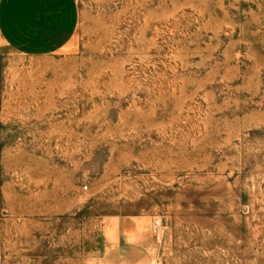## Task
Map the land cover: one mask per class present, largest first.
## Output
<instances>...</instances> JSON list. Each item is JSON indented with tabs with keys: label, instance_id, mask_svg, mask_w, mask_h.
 Here are the masks:
<instances>
[{
	"label": "rangeland",
	"instance_id": "rangeland-1",
	"mask_svg": "<svg viewBox=\"0 0 264 264\" xmlns=\"http://www.w3.org/2000/svg\"><path fill=\"white\" fill-rule=\"evenodd\" d=\"M76 1L0 41V264H264V0Z\"/></svg>",
	"mask_w": 264,
	"mask_h": 264
},
{
	"label": "crops",
	"instance_id": "crops-1",
	"mask_svg": "<svg viewBox=\"0 0 264 264\" xmlns=\"http://www.w3.org/2000/svg\"><path fill=\"white\" fill-rule=\"evenodd\" d=\"M76 27V0H0V41L22 54H52Z\"/></svg>",
	"mask_w": 264,
	"mask_h": 264
},
{
	"label": "built area",
	"instance_id": "built-area-1",
	"mask_svg": "<svg viewBox=\"0 0 264 264\" xmlns=\"http://www.w3.org/2000/svg\"><path fill=\"white\" fill-rule=\"evenodd\" d=\"M87 188V186H84V189H86Z\"/></svg>",
	"mask_w": 264,
	"mask_h": 264
}]
</instances>
